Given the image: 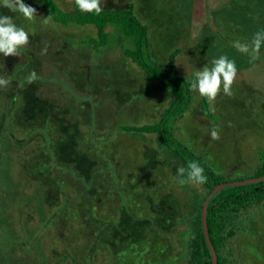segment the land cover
Wrapping results in <instances>:
<instances>
[{
  "label": "rangeland",
  "instance_id": "rangeland-1",
  "mask_svg": "<svg viewBox=\"0 0 264 264\" xmlns=\"http://www.w3.org/2000/svg\"><path fill=\"white\" fill-rule=\"evenodd\" d=\"M136 1L151 55L163 64L182 48L177 69L208 85L212 116L194 88L176 137L215 173L251 176L264 148V0ZM25 3L0 0V264H187L203 189L178 179L183 165L153 136L117 128L157 122L168 94L146 93L111 27L92 51L91 27L49 25ZM234 225L230 264H264V202Z\"/></svg>",
  "mask_w": 264,
  "mask_h": 264
},
{
  "label": "trees",
  "instance_id": "trees-1",
  "mask_svg": "<svg viewBox=\"0 0 264 264\" xmlns=\"http://www.w3.org/2000/svg\"><path fill=\"white\" fill-rule=\"evenodd\" d=\"M101 1L105 2V0ZM136 2V0L123 2L118 0L116 7L108 5L107 2L99 5L92 3L90 5L93 6L88 7L86 5L89 2L71 0L72 10L64 11L57 0H27L29 5L34 3L37 7H41L42 16L47 17L46 23L49 25L54 23L65 28L91 27L94 31V37L91 38L92 48L90 46L92 51L103 50L107 46L110 33L107 28L111 27L112 33L118 34L119 39H123L126 43L128 41V45L125 43L127 46L122 49V55L142 72L146 93H149L155 85L157 88L161 86L168 94L170 101L157 122L140 126L119 124L117 128L122 132L153 136L159 147L165 149L183 165L184 170L178 175V179L195 182L203 189L204 193L198 201L197 214L191 222L193 239L187 264H211V254L201 226L202 203L219 184L264 176V148L259 153L258 164L251 176L228 179L229 175L215 173L200 154H195L178 140L174 133V125L192 104L194 88L199 89L201 112L212 116L208 85L203 77L197 74L185 76L177 69L176 59L182 53V48L169 50L163 64L161 60L151 55L150 29L136 15ZM43 113L45 117H50L48 109ZM263 202L264 182L223 188L210 199L207 227L217 255V264L231 263L228 244L235 237V222L242 214L260 206Z\"/></svg>",
  "mask_w": 264,
  "mask_h": 264
},
{
  "label": "water",
  "instance_id": "water-1",
  "mask_svg": "<svg viewBox=\"0 0 264 264\" xmlns=\"http://www.w3.org/2000/svg\"><path fill=\"white\" fill-rule=\"evenodd\" d=\"M264 182V176L258 177V178H250V179H244L240 181H233L228 183H222L217 186H215L212 191L206 196L205 200L202 203V209H201V226L203 231V236L205 239V242L209 248L210 254H211V264H217V255L215 252V249L211 243L209 233H208V227H207V210H208V203L210 199L221 189L227 188V187H235V186H244V185H251Z\"/></svg>",
  "mask_w": 264,
  "mask_h": 264
},
{
  "label": "crops",
  "instance_id": "crops-1",
  "mask_svg": "<svg viewBox=\"0 0 264 264\" xmlns=\"http://www.w3.org/2000/svg\"><path fill=\"white\" fill-rule=\"evenodd\" d=\"M177 62V61H176Z\"/></svg>",
  "mask_w": 264,
  "mask_h": 264
}]
</instances>
